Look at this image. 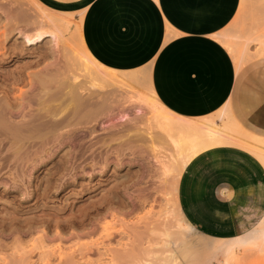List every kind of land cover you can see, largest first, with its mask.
<instances>
[{
    "label": "bare ground",
    "instance_id": "6f19581e",
    "mask_svg": "<svg viewBox=\"0 0 264 264\" xmlns=\"http://www.w3.org/2000/svg\"><path fill=\"white\" fill-rule=\"evenodd\" d=\"M246 1L248 0H240L239 12ZM252 11L253 18H263L264 0H256L252 4ZM77 14L78 51L68 49L69 56L61 61L58 58L63 50L60 45L69 28L68 17L73 13L49 11L42 7L38 0H0V166L19 160L26 162L25 158L31 152L34 153L31 164L39 166L43 156L54 157L59 150L69 146L66 153L59 157L60 162L51 174V183H48L43 191L42 196L48 197L57 190V181L67 177L77 168H81L82 172L79 178H88L90 187L93 173H85L84 166L76 167L77 162H85L84 165H89L92 170L100 165L102 170L95 176H101L112 164L115 171H119V168L131 169L138 163L145 162L149 175L151 170L148 166L151 164L148 155L157 160L158 150H166L170 153L168 157L172 161L171 164L176 165L174 180L177 185L184 168L196 159L201 151L233 144L234 138L229 132L232 128L226 124L231 115L230 98L215 113L196 120L174 114L156 98L151 88L149 66L120 72L105 68L91 56L81 39L84 10ZM247 30L251 33L246 37H240V31L233 35L220 33L213 36L231 56L236 72L249 56L247 49L251 43H256L259 52L264 56V27L258 30L255 26ZM13 37L15 39L10 47L1 44V41H10ZM46 37H50L53 44L49 63L39 67L41 59L47 57L39 56L37 60L16 69H7L11 56H26L29 54L28 47L42 43ZM238 39H243L244 42L237 44ZM73 66L81 74L65 75V71L73 72ZM141 83H146L148 94L131 95L133 99H130L138 106L134 108V118H130L122 109L115 122L101 125L103 119L110 120L120 111L119 107H116L115 113L110 106V96L114 97V88H128ZM19 86L28 88L23 91ZM16 87H19L18 93L15 92ZM143 116L144 129L137 124ZM217 122L225 124L217 128ZM95 123H98V126L100 124V130L105 131L103 135L94 136ZM262 143L264 144V141ZM246 149L251 150L264 167V154ZM109 157H113L115 162H109ZM126 158L129 161L123 163ZM113 179L114 184L107 197L97 203L101 205L106 201H120L122 205L129 206V212L135 211L140 201L144 200L141 198L142 193L137 199L132 198V203L129 204L123 194L130 189H133L131 192L137 191L135 186L142 181L140 176L135 174L120 181L118 177ZM151 189L147 192V197L150 196L153 190ZM144 195L146 196V193ZM92 208L97 209V206L93 205ZM21 213V208H15L9 214L5 213L0 219V233L9 231L21 235L30 232L34 226L26 225L23 220L19 221ZM176 227L178 231L174 241L181 243L178 247L180 255L186 257L189 249L214 253L223 249L244 247L261 240L264 237V215L248 232L226 239H203L201 234L195 235L194 228L185 222L181 215ZM43 244L40 239L31 250H43ZM12 246L0 243V250ZM42 254L43 252H40L39 256ZM11 257L8 261L6 258H0V264H28L23 252L13 253Z\"/></svg>",
    "mask_w": 264,
    "mask_h": 264
},
{
    "label": "rangeland",
    "instance_id": "374dc122",
    "mask_svg": "<svg viewBox=\"0 0 264 264\" xmlns=\"http://www.w3.org/2000/svg\"><path fill=\"white\" fill-rule=\"evenodd\" d=\"M255 1H246L242 10L238 11L237 17L235 16L221 33L233 35L240 31V34L238 33L240 37H246L251 33L247 30L249 28L256 26L258 30H261L264 27V17L256 19L252 17V4ZM41 5L49 11L62 12L43 3ZM66 12L73 15L68 17L69 28L60 45L63 50L60 51L58 58L61 61L69 56L68 49L78 51L76 26L79 24L77 14L79 11ZM15 37L10 41L9 39L1 41V44L10 47ZM237 42L241 44L244 41L238 39ZM52 46L50 37H46L42 43L28 47L29 54L26 56H11L7 69L13 70L37 60L39 56H47L46 59H41L39 65V67L44 66L50 62ZM247 53L249 56L243 61L240 70L235 71L237 81L230 98L231 115L226 122L232 128L229 132L234 138L233 144L226 152V156L222 157L224 164L234 165L232 166L234 168L244 165L239 159L240 154H250L256 163L262 165L253 152L246 148L264 154L262 143L264 141V56L259 52V46L256 43L248 46ZM75 68L73 66V72L70 73L65 71V75L71 73L80 75L81 72ZM32 70L33 68L30 71ZM19 87L23 91L28 88L27 86ZM19 87L15 88L16 93ZM114 90L112 91L114 97L110 96V106L115 113L116 107H119L120 111L110 120L103 119L101 125L104 126L115 122L122 109L130 118H134L133 111L138 106L131 100L133 99L131 95L148 94L146 83L131 85L128 88H114ZM144 118L143 116L141 121L137 122L142 129L145 125ZM224 124L217 122V128H221ZM94 126V136L105 133L100 130V124L98 126V123H95ZM68 147L59 150L54 157L43 156L42 164L39 166L31 164L34 156L32 152L25 158L26 162L19 160L16 163L0 166V219L5 213L9 214L15 208H21L19 221L23 220L26 225L34 226L30 232L21 235L9 231L0 233V243L13 245L9 249L0 250L2 260L6 258L8 261L12 258L11 254L23 252L28 264H264V237L240 248L223 249L214 253L189 249L186 257L180 255L178 247L181 243L174 241L175 233L178 231L176 222L179 215L194 228V234L197 236L201 234L203 239L226 238L206 231V228L203 230L191 222L192 215H197L196 208L187 203L188 198L184 196L180 188L181 178L176 185L174 180L176 165L171 164L172 161L168 157L170 153L166 150L165 152L158 150L157 160L148 155L151 165L147 166L150 167L151 177L146 172L145 162H140L131 169L119 168V171H115L112 164L101 173V176H95L102 170L100 165L92 170L89 165H84L85 162H77L76 167L84 166L85 173H93L90 187L88 178H79L82 172L81 168H77L67 177L57 181L59 186L53 195L43 197L45 187L51 183V174L60 162L59 157L66 153ZM211 149L201 151V155L212 154ZM108 161L115 162V159L109 157ZM127 161L129 160L126 158L123 163ZM190 164L184 168L182 174H188ZM208 164L214 165L213 160ZM135 174L142 180L135 186L137 191L131 192L133 189H130L123 194L129 204L132 203V198L137 199L142 193L141 198L144 200L140 201L135 211L129 212V206L122 205L120 201H106L101 205L97 203L107 197L114 184L113 178L118 177L120 181ZM150 189L152 191L147 197ZM93 205L97 206V209L92 208ZM252 220H257V216ZM210 223L213 227V223L207 217L202 218V225L207 229H210ZM214 227H224V224L216 223ZM40 239L43 240L45 248L31 250ZM40 252H43L41 256H39Z\"/></svg>",
    "mask_w": 264,
    "mask_h": 264
},
{
    "label": "crops",
    "instance_id": "0c3cea01",
    "mask_svg": "<svg viewBox=\"0 0 264 264\" xmlns=\"http://www.w3.org/2000/svg\"><path fill=\"white\" fill-rule=\"evenodd\" d=\"M38 2L62 12L84 10L81 39L91 56L120 72L149 66L156 98L174 114L192 120L209 116L235 90L233 61L213 36L231 23L240 0ZM229 147L199 154L180 182L187 203L196 208L191 222L225 238L248 232L264 215L263 166L250 154H240L241 167L227 166L222 157ZM211 160L214 165L208 164ZM203 217L213 227L203 226Z\"/></svg>",
    "mask_w": 264,
    "mask_h": 264
}]
</instances>
